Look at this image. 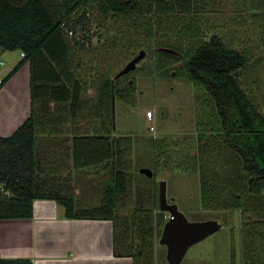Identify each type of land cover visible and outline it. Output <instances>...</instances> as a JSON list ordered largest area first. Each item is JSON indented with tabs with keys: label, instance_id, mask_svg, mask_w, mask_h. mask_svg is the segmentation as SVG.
Listing matches in <instances>:
<instances>
[{
	"label": "trees",
	"instance_id": "16d2710c",
	"mask_svg": "<svg viewBox=\"0 0 264 264\" xmlns=\"http://www.w3.org/2000/svg\"><path fill=\"white\" fill-rule=\"evenodd\" d=\"M92 1L105 15L185 13L199 6L196 0H0V51L25 53L0 88L29 61L32 104L30 116L16 131L0 136V218H31L35 199H53L64 207L68 218L112 220L115 254L132 256L135 264H154L152 211L140 209L131 216L119 211L131 195L130 161L127 165L125 158L130 157L134 139L115 135L108 113L123 89L109 75L87 86L75 69L77 48L86 46L77 36L78 25L89 27ZM260 6L264 8V0ZM247 64L248 54L229 46L217 34L200 40L185 60L188 77L207 91L218 115L211 136L199 129L201 156L195 155L197 159L187 168L199 172L205 209L243 210L261 202L259 213H264V114L238 79ZM95 108L104 110L102 129L89 128L68 138L49 129L45 134L47 124L56 128L64 119L85 117ZM58 139L70 145L63 151H48L45 142ZM217 144L234 159L225 165L215 162L212 152ZM71 171L106 177L96 190L95 204L78 199ZM133 229L136 243L128 241ZM0 264L34 262L0 256Z\"/></svg>",
	"mask_w": 264,
	"mask_h": 264
},
{
	"label": "rangeland",
	"instance_id": "374dc122",
	"mask_svg": "<svg viewBox=\"0 0 264 264\" xmlns=\"http://www.w3.org/2000/svg\"><path fill=\"white\" fill-rule=\"evenodd\" d=\"M196 1L199 6L189 12L154 11L150 16L105 15L99 11L96 1H92L89 27L78 25L77 36L86 46L85 49L77 48L75 69L78 78L87 86L109 75L117 79V86L123 89L108 113L112 132L134 139L130 157L125 158L127 165L130 161L127 171L131 195L119 211L129 216L140 209L152 211L154 264H169L167 246L160 243L169 218V213L159 206L162 179L167 181L169 201L176 202L189 220L218 219L222 224L217 232L192 245L181 264H264V213H259L258 205L261 202L243 210L205 209L201 202L199 172L187 169L201 156L200 130L211 136L214 126L218 125V115L207 91L191 81L185 69L188 53L197 48L200 40L213 34L221 36L229 46L248 54V64L239 71L238 79L264 114L262 0ZM167 43L180 54L161 56L159 47ZM142 49L147 54L136 69L115 78ZM7 73L6 64L0 65L3 78ZM150 110L152 117L148 115ZM103 116L104 110L95 108L81 123L86 130L102 129ZM72 122L71 118L66 119L65 124L69 125L64 124L63 135L53 124H47L43 129L46 134L52 127L68 138L76 133ZM56 141L62 142L61 139ZM222 146L213 145L212 157L215 162L225 165L234 158L230 151L221 149ZM48 148L51 146H47V150H51ZM143 167L151 168L154 174L149 176L141 172ZM71 175L78 199L87 205L95 204L98 201L96 190L103 186L106 177L98 174L81 176L74 171ZM137 240L133 229L128 241L136 243Z\"/></svg>",
	"mask_w": 264,
	"mask_h": 264
},
{
	"label": "crops",
	"instance_id": "0c3cea01",
	"mask_svg": "<svg viewBox=\"0 0 264 264\" xmlns=\"http://www.w3.org/2000/svg\"><path fill=\"white\" fill-rule=\"evenodd\" d=\"M8 51H0V65L6 64L10 73L24 56L18 50ZM30 84L31 65L25 61L0 88V136L13 134L30 116ZM66 119L56 127L61 132L66 131ZM72 121L76 133L87 131L83 117ZM61 143L51 142L48 151H63L70 145ZM0 256L31 259L34 264H135L132 256L115 254L112 220L68 218L64 207L49 198L34 200L31 218H0Z\"/></svg>",
	"mask_w": 264,
	"mask_h": 264
},
{
	"label": "water",
	"instance_id": "95a60500",
	"mask_svg": "<svg viewBox=\"0 0 264 264\" xmlns=\"http://www.w3.org/2000/svg\"><path fill=\"white\" fill-rule=\"evenodd\" d=\"M161 51L179 55L180 52L170 47H160ZM144 49L131 59L124 68L119 71L115 78L127 74L136 69L138 63L145 58ZM141 172L152 176L154 171L151 168L143 167ZM159 206L164 212L169 213L160 243L167 246V258L169 264H181L189 248L199 241L207 238L221 229L222 224L218 219L191 221L179 209L176 202H170L167 196V181L162 179L159 188Z\"/></svg>",
	"mask_w": 264,
	"mask_h": 264
},
{
	"label": "built area",
	"instance_id": "2783aa9c",
	"mask_svg": "<svg viewBox=\"0 0 264 264\" xmlns=\"http://www.w3.org/2000/svg\"><path fill=\"white\" fill-rule=\"evenodd\" d=\"M22 55L23 56H25V53H23L22 52ZM3 63V62H2ZM3 80V77H2V75L0 74V82ZM148 115L150 116V117H152V115H153V112L150 110V111H148Z\"/></svg>",
	"mask_w": 264,
	"mask_h": 264
},
{
	"label": "flooded vegetation",
	"instance_id": "af4514ba",
	"mask_svg": "<svg viewBox=\"0 0 264 264\" xmlns=\"http://www.w3.org/2000/svg\"><path fill=\"white\" fill-rule=\"evenodd\" d=\"M172 201V200H171Z\"/></svg>",
	"mask_w": 264,
	"mask_h": 264
}]
</instances>
